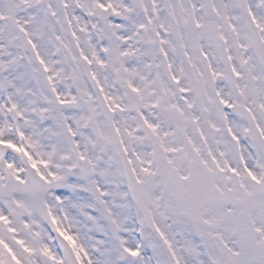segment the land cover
Returning a JSON list of instances; mask_svg holds the SVG:
<instances>
[{
	"label": "snow or ice",
	"instance_id": "1",
	"mask_svg": "<svg viewBox=\"0 0 264 264\" xmlns=\"http://www.w3.org/2000/svg\"><path fill=\"white\" fill-rule=\"evenodd\" d=\"M0 264H264V0H0Z\"/></svg>",
	"mask_w": 264,
	"mask_h": 264
}]
</instances>
